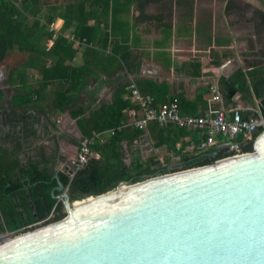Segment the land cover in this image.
<instances>
[{
	"label": "crops",
	"instance_id": "1",
	"mask_svg": "<svg viewBox=\"0 0 264 264\" xmlns=\"http://www.w3.org/2000/svg\"><path fill=\"white\" fill-rule=\"evenodd\" d=\"M86 8L100 11L97 6L92 8L89 2ZM105 19L107 25H100L108 35L104 42L97 39L94 45H85L84 41L74 37V25L63 32L76 49L69 61L72 65L91 61L92 53L87 46L95 49L101 44V50L114 58L105 65L97 59L98 66L96 62L91 66L96 76L89 78L78 100V104L86 106V116L111 103L116 89L130 83H134L142 94L150 95L157 105L177 97L180 111L186 114H203L211 106L221 107L227 113L251 110L259 114L264 87L259 85L261 94L258 95L253 83L264 76V0H110ZM97 22L100 18L89 19L90 24ZM62 25L63 19L56 17L50 25L54 37L61 32ZM101 35L102 32L99 38L103 37ZM52 43L53 40L48 39L47 45ZM8 63L0 62V90L3 93L0 119L4 121L0 124V144L9 146L11 138L4 140L5 135L17 134L23 142L20 153L23 160L36 149L53 148L55 144L58 146L55 167L59 159L64 163L73 160L82 132L69 109L49 118L32 109L18 110L19 114L38 116L35 137L25 132L24 120H16L15 126L8 121L12 110L10 101L14 96L7 83L12 69ZM239 70L246 74L248 92L236 91L228 99L221 94L219 83L229 80ZM37 77L33 68L24 71L26 83L35 82ZM212 85L220 93L219 101L212 100ZM133 130L129 125L121 140L122 156L128 165L136 158H155L169 169L177 168L180 156L170 148L171 142L176 141L175 150L191 152L199 149L203 137L200 131L186 129L180 134L179 129L167 127L168 144L160 145L153 123L141 129L136 137L131 135ZM108 134L104 132L101 137H108ZM92 156L98 157V153L93 151Z\"/></svg>",
	"mask_w": 264,
	"mask_h": 264
},
{
	"label": "trees",
	"instance_id": "2",
	"mask_svg": "<svg viewBox=\"0 0 264 264\" xmlns=\"http://www.w3.org/2000/svg\"><path fill=\"white\" fill-rule=\"evenodd\" d=\"M89 2L91 7H99L97 13L86 8ZM110 0H68L64 3H46L44 0H0V62L7 61L12 69L8 74L7 83L14 91L11 99L9 114L12 126L16 120H24V130L35 137L38 116L31 113L19 114L18 110L32 109L42 112L47 118L55 113L69 109L71 115L77 118V124L83 137L91 138L97 133L113 129L103 139H96L90 146L91 151L98 153V157L90 155L87 162L78 168L73 175L64 170L56 172L57 144L53 148L40 147L26 160L20 156L23 142L17 134L5 135L4 140L11 138V144H0V231L21 232L27 229L46 224L63 218L66 214L63 202L53 196L59 193L54 190L58 185L55 173L67 188L68 198L71 195H94L114 189L120 182H136L147 177L163 174L168 171L196 167L212 163L216 158L211 152L218 150L217 158L227 156L225 147H211L206 150L181 152L175 150L176 141L170 144L176 155L180 156V166L169 169L160 164L155 158L141 160L136 158L128 165L122 156L121 140L128 132L129 125L125 126L128 115L127 109L136 107L129 97L128 86H119L111 103L93 110L85 115L86 106L78 104L79 93L85 87L89 78L96 73L92 65L97 59L101 65L114 60L99 48L88 50L92 53L91 61L82 65H72L76 49L72 40L63 35L65 29L74 25L73 35L85 45H94L97 39L107 40V32L100 26L107 25ZM105 16V17H104ZM56 17L63 19L61 32L54 37L50 25ZM92 17L100 18V22L90 24ZM105 19V20H104ZM103 37H100V33ZM48 39L53 43L48 46ZM86 47V48H87ZM15 62V63H14ZM17 62V63H16ZM12 63V64H11ZM100 65V66H101ZM36 70L39 77L33 83H26L23 74L26 68ZM259 85L264 87V76L254 80L253 89L261 94ZM220 92L230 99L236 91L248 92L246 74L239 70L229 80L219 83ZM128 93V94H127ZM127 94V97L125 96ZM3 96L0 90V101ZM157 105V104H156ZM243 116L257 115L254 111L241 112ZM234 113V112H233ZM260 114L264 117V99L261 103ZM4 123L0 119V124ZM2 123V124H3ZM153 123L159 137L158 144L167 143L169 135L167 127L176 128L180 134L185 128L176 125H160ZM122 126L121 129H117ZM134 128V127H133ZM264 129L259 125L254 136ZM141 133V129L134 128L132 137ZM242 152L253 150L254 139H244L239 136ZM79 144V143H78ZM70 200V198H69ZM36 224V225H34ZM31 226V227H29Z\"/></svg>",
	"mask_w": 264,
	"mask_h": 264
},
{
	"label": "water",
	"instance_id": "3",
	"mask_svg": "<svg viewBox=\"0 0 264 264\" xmlns=\"http://www.w3.org/2000/svg\"><path fill=\"white\" fill-rule=\"evenodd\" d=\"M211 156L70 200L55 173L65 216L0 232V264H264V129L252 151Z\"/></svg>",
	"mask_w": 264,
	"mask_h": 264
},
{
	"label": "built area",
	"instance_id": "4",
	"mask_svg": "<svg viewBox=\"0 0 264 264\" xmlns=\"http://www.w3.org/2000/svg\"><path fill=\"white\" fill-rule=\"evenodd\" d=\"M129 97L136 107L128 108L127 122L125 126L131 125L134 128L144 129L149 123L157 122L160 125H176L187 130L200 131L203 134L199 142V148L206 150L210 147L221 145L225 147L227 156L242 154L241 143L238 137L254 139V132L259 125H264V117L259 114L243 116L240 112L227 113L221 107H209L206 112L198 115L182 113L179 107V100L173 97L168 101L156 105L150 95L142 94L134 83L129 84ZM212 100L219 101L220 93L215 85L211 86ZM119 126L117 129H121ZM109 129L104 132L112 133ZM97 133L95 136L81 137L75 154L76 170L83 166L92 154L90 146L98 138L103 139ZM224 156V157H227ZM36 225V224H34ZM31 227V226H29Z\"/></svg>",
	"mask_w": 264,
	"mask_h": 264
},
{
	"label": "rangeland",
	"instance_id": "5",
	"mask_svg": "<svg viewBox=\"0 0 264 264\" xmlns=\"http://www.w3.org/2000/svg\"><path fill=\"white\" fill-rule=\"evenodd\" d=\"M44 1L47 3H53V2H56L57 0H44ZM59 1H64V0H59Z\"/></svg>",
	"mask_w": 264,
	"mask_h": 264
},
{
	"label": "flooded vegetation",
	"instance_id": "6",
	"mask_svg": "<svg viewBox=\"0 0 264 264\" xmlns=\"http://www.w3.org/2000/svg\"><path fill=\"white\" fill-rule=\"evenodd\" d=\"M1 232V231H0Z\"/></svg>",
	"mask_w": 264,
	"mask_h": 264
}]
</instances>
